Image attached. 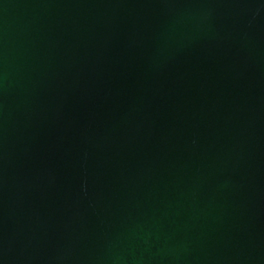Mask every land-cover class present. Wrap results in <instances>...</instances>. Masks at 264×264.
<instances>
[{
    "label": "water",
    "instance_id": "water-1",
    "mask_svg": "<svg viewBox=\"0 0 264 264\" xmlns=\"http://www.w3.org/2000/svg\"><path fill=\"white\" fill-rule=\"evenodd\" d=\"M0 264H264V0H0Z\"/></svg>",
    "mask_w": 264,
    "mask_h": 264
}]
</instances>
